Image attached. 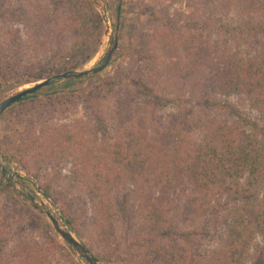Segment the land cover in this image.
<instances>
[{"label": "rangeland", "instance_id": "rangeland-1", "mask_svg": "<svg viewBox=\"0 0 264 264\" xmlns=\"http://www.w3.org/2000/svg\"><path fill=\"white\" fill-rule=\"evenodd\" d=\"M84 1L102 16L100 28L70 0H0V74L11 78L0 86V101L37 82L10 87L16 74L59 67L76 51L92 54L77 69L99 66L118 38L101 72L46 86L0 118V263L17 248L34 245L44 264H86L44 214L49 209L65 221L63 207L77 220L79 233L67 226L99 264H136L139 253L152 247L162 254L159 264H206L203 259L227 238L228 210L214 218L205 209L216 204L215 197L201 195L191 204L189 177L180 174L169 189L151 192V199L160 198L165 219L148 230L142 200L148 191L136 172L139 148L150 143L132 141L135 170L126 168L116 179L108 174V182L104 167L83 168L78 147L72 150L69 142L85 141L102 153L130 133L150 139L185 107L193 144L216 122L247 132L255 125L264 148V108L253 105L235 83L239 70L264 57V0H121L123 25L118 20L116 31V0ZM166 17L172 25L164 23ZM81 31L86 38L80 47ZM118 103L125 107L120 117ZM120 150L122 157L125 147ZM238 184L253 198L264 196V188L250 187L246 175ZM260 222L235 264H264V217ZM50 238L60 248L52 249Z\"/></svg>", "mask_w": 264, "mask_h": 264}, {"label": "trees", "instance_id": "trees-1", "mask_svg": "<svg viewBox=\"0 0 264 264\" xmlns=\"http://www.w3.org/2000/svg\"><path fill=\"white\" fill-rule=\"evenodd\" d=\"M70 1L75 6L78 14L87 18L86 21L95 22L97 24L95 27L100 28L103 18L95 8L87 5L84 0ZM120 1L116 0L117 5L115 10L117 16L116 22L113 25L115 31L117 30V23L123 9L120 6ZM162 20L166 25H172V19L169 17ZM119 25H123L122 20H119ZM100 35L101 31L98 30V36ZM85 38L84 33L81 31L77 42L80 47L84 44ZM93 52H95V49ZM91 55H83L80 51H76L73 54V58H69L66 64L62 63L59 67H49L41 70L40 73H22L21 76L20 73L16 74L17 81L11 84L10 87H19L25 83H32L68 70L83 67L90 60ZM263 60L262 53L252 61L253 65H246L245 68L238 71V76L235 77L237 79L235 83L239 85V91L253 105L256 107L261 106L260 108H264ZM47 72L50 73V76L45 75ZM8 76L5 73L0 74V86L9 83L11 78ZM66 81L71 82L69 79ZM225 82L228 84L232 83L231 79H227ZM107 84H109V81ZM138 86L142 88L143 84L138 82ZM37 93L28 95L21 101L12 104L0 115V118L16 104H21L35 98L38 95ZM123 107L118 103L117 114L119 117L121 116ZM189 122V110L184 107L180 109V112L171 117L168 125L163 130L157 131L155 136L150 139L144 137L143 134L135 138L132 136L133 133H130L128 139L122 144L114 142L111 148L103 150L102 153H94L93 146H88L85 144V141H82L83 144L78 145L69 142V146L72 150H76L75 148L78 147L82 161L84 160L83 168L86 171L90 170L92 172L94 165L97 169H103L104 167L106 181L108 174L112 175V179H116L115 177L119 176L118 178H120L123 175L126 168L134 171L135 169H132L134 168L132 159H136L139 153L141 169H137L136 180L142 185H146L148 191L149 198L143 195L145 200H142L147 207L145 219L146 224L150 227L147 229L151 231L155 225L161 224L165 219L162 213L160 198L154 197L151 199V192L158 189L165 191L174 182L179 180L180 174H187L190 180L189 188L192 192L190 195L191 204H196L201 195L211 196V199L215 197L216 201L214 202L216 204L214 206H210L209 204L210 208L205 209L211 210L214 218H222L223 210H228L225 216L226 242L219 250L213 251L207 258L203 259L205 260L204 262L206 264H235L234 258L244 251L247 240L253 232L255 225L258 226L261 223L260 217H264V196L261 199L257 197L253 198V195H249L246 191L243 192L241 190L238 182L246 175V180L250 187L264 188V148L261 147L262 145L256 138L258 134H256L257 132L253 128L255 125H251V132H247L237 126H225L216 122L211 123L202 131L205 135L202 136L201 141L193 144L186 131L189 128ZM137 140L140 143L136 145L146 146L147 143H150L149 148H146L147 146L141 148L140 146L137 153L134 144H132L133 142L136 143ZM123 146L126 153L120 157L122 152L120 149ZM3 153L8 157L11 155L9 152L3 151ZM125 156V167L122 162L120 166V161ZM86 157H88L87 160L85 159ZM17 160L21 163L24 162L22 158H17ZM112 170H115V172H112ZM108 182H111V180L108 179ZM1 184L2 181H0ZM4 187L7 186L4 185ZM44 193L45 195H49L48 192ZM219 196L224 197L223 202L217 201ZM53 202V204H57L55 200ZM231 210L234 211L231 212ZM61 212L66 224L79 233L77 220L63 207L61 208ZM50 242L52 249L54 247L60 248L58 241L54 238H50ZM82 242L88 247L86 242L83 240ZM34 247L32 245L31 248H17L18 250L16 249L15 254L12 253V255L7 256L0 264H44L46 259L41 257V253L37 252ZM161 257L160 250L152 247L149 251L145 250L143 253H139L136 264H159L161 263Z\"/></svg>", "mask_w": 264, "mask_h": 264}, {"label": "water", "instance_id": "water-1", "mask_svg": "<svg viewBox=\"0 0 264 264\" xmlns=\"http://www.w3.org/2000/svg\"><path fill=\"white\" fill-rule=\"evenodd\" d=\"M118 44V38L114 36V43L112 48L108 51L103 63L99 66H93L83 69H75L59 73L48 78L37 81L35 84L29 87L22 88L16 93L4 98L0 101V115L9 108L12 104L21 101L24 97L32 95L46 86H51L55 82L63 79H75L88 74H97L108 66L111 56ZM44 214L51 220L54 230L60 235V237L68 243L73 252L77 254L86 264H99L98 260L92 255L87 247L79 241L71 228H69L65 221L55 216L51 210L45 209Z\"/></svg>", "mask_w": 264, "mask_h": 264}]
</instances>
